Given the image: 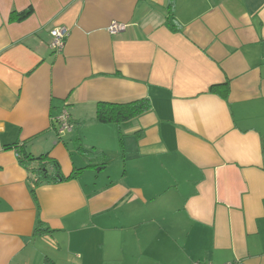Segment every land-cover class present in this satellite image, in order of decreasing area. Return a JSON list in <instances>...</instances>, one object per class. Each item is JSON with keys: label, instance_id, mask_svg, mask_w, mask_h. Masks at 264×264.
<instances>
[{"label": "crops", "instance_id": "obj_1", "mask_svg": "<svg viewBox=\"0 0 264 264\" xmlns=\"http://www.w3.org/2000/svg\"><path fill=\"white\" fill-rule=\"evenodd\" d=\"M15 146L84 170L35 201ZM233 261L264 264V0H0V264Z\"/></svg>", "mask_w": 264, "mask_h": 264}, {"label": "trees", "instance_id": "obj_2", "mask_svg": "<svg viewBox=\"0 0 264 264\" xmlns=\"http://www.w3.org/2000/svg\"><path fill=\"white\" fill-rule=\"evenodd\" d=\"M174 7L173 2L170 3V10L172 11ZM31 14V10L25 11L23 13H13L10 20L23 21ZM172 27L176 28L175 23H170ZM214 87L211 91H214ZM151 109V103L148 99H143L135 101L129 104H106L100 103L97 105V119L102 123H117L122 124L128 122ZM122 141V137H121ZM16 151L20 154V163L26 168L30 173V181L32 183V196L36 201V190L43 185H51L57 183H63L75 179L84 169L75 170L73 174L69 177L64 176L61 170L60 164L50 158L49 155H41L35 157L27 153L22 146H15ZM32 164L34 166L32 167ZM44 231H49L43 229L40 225L35 233L41 234Z\"/></svg>", "mask_w": 264, "mask_h": 264}, {"label": "built area", "instance_id": "obj_3", "mask_svg": "<svg viewBox=\"0 0 264 264\" xmlns=\"http://www.w3.org/2000/svg\"><path fill=\"white\" fill-rule=\"evenodd\" d=\"M127 28V25L123 23L113 22L109 28L108 32L112 35L119 34ZM70 36L69 30L66 28H54L51 31V44L50 49L55 53H60L65 48L66 41L68 37ZM58 123H59V133L62 135L66 132H71L74 128L73 123L71 122L70 115L68 112L63 111V113L58 117ZM17 157L20 159V154L16 151ZM202 264V263H198ZM210 264V263H208ZM226 264H244L240 261H233Z\"/></svg>", "mask_w": 264, "mask_h": 264}, {"label": "rangeland", "instance_id": "obj_4", "mask_svg": "<svg viewBox=\"0 0 264 264\" xmlns=\"http://www.w3.org/2000/svg\"><path fill=\"white\" fill-rule=\"evenodd\" d=\"M123 135H124V132H123ZM124 137H125V135H124ZM126 143H127V144L129 143V139H126Z\"/></svg>", "mask_w": 264, "mask_h": 264}]
</instances>
